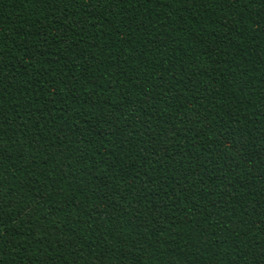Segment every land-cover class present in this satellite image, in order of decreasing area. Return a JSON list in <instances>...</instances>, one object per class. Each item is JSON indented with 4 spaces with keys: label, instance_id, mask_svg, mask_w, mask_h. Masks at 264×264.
Masks as SVG:
<instances>
[{
    "label": "trees",
    "instance_id": "1",
    "mask_svg": "<svg viewBox=\"0 0 264 264\" xmlns=\"http://www.w3.org/2000/svg\"><path fill=\"white\" fill-rule=\"evenodd\" d=\"M0 264H264V0H0Z\"/></svg>",
    "mask_w": 264,
    "mask_h": 264
}]
</instances>
